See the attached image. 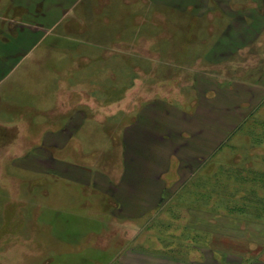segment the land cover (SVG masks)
Returning <instances> with one entry per match:
<instances>
[{"label": "crops", "instance_id": "0c3cea01", "mask_svg": "<svg viewBox=\"0 0 264 264\" xmlns=\"http://www.w3.org/2000/svg\"><path fill=\"white\" fill-rule=\"evenodd\" d=\"M171 2L173 0H12L5 24L12 37L13 33L16 34L13 38L17 42L13 45L30 43L20 51L24 58L31 55L41 40L60 27L73 34L69 36L71 39L77 31L86 29L88 23H95L88 5H83L79 15L74 16L75 9L82 4H143L140 6L143 10L145 5L148 7L157 5L155 3L165 5ZM262 2L259 1L255 8H247L237 16L243 28L234 29L230 34H226L228 27L218 30L219 42L213 48L215 53L211 52L217 58L211 64L233 69L234 73L246 72L243 79L236 75L226 77L209 74L194 68L191 59L193 52L188 47H181L180 50L175 46L176 53L172 52L174 55L170 57V54L169 59L166 55L154 54L150 43L141 39L138 32L131 36L133 38L128 37L139 39L140 42H132V49H118L119 52L114 50L115 53L125 55L130 52L156 63L149 70L141 66L131 70L136 76L139 74V77H135L137 83L146 72L150 75L143 77V83H152L158 90L165 84L169 85L168 89L176 87L178 79H183L185 99L188 101L185 100L183 104L171 102L169 97L160 94V90L150 100H146L142 94L136 115L121 129V140L116 144L111 138L107 149L95 150L94 154L97 155L89 157L88 161H83L87 145L76 141L85 129L84 124L90 118V112L84 108L58 114L49 110L54 113V118L47 115L49 123L46 129L37 139L30 141L31 148L19 159L30 172L40 173L41 176L46 173L49 179H66L88 192L85 206L92 209L82 220L88 224L72 228L70 232L75 233L80 241L84 240L83 243H88L90 263L264 264V221L244 220L240 214L218 211L205 204L200 206L198 200H202L201 197H194L184 191L196 172L208 169L213 159H219L225 146L231 142L235 146L238 132L244 130V126L253 120L254 114L264 104V15H260V12L264 13V0ZM68 4L73 6L69 7ZM207 8L210 9L209 6ZM131 15V19L135 17V25H143L148 21L138 10ZM187 20H190L191 26L192 15ZM203 23L209 24L206 21ZM232 25L227 23V26ZM257 25L260 30L255 33L253 27ZM117 38L123 40L121 34H117ZM185 43L190 47L193 42ZM8 50L11 59L13 51ZM104 52L108 55L112 51ZM228 57L233 58L232 62ZM73 59L86 64L94 57L86 53L80 57L72 56L74 62ZM8 60H0V71L1 67L9 64L6 63ZM161 61L163 68L158 70ZM18 63L19 59L16 63H10L11 68L5 70L8 74L0 78V85ZM172 66L176 68L173 77L171 72L163 71ZM79 67H70L75 73L71 76L77 83L70 89L66 88L71 91L74 105L112 104V93L108 90L122 89L123 92H129L136 86L134 83L123 85L118 81H115L117 85H109L112 78L100 76V73L107 72L106 67L88 74L81 70V65ZM96 90L104 92V97ZM17 128L12 130L19 136L20 129ZM245 135L248 138L252 136L251 132ZM117 147L121 148L122 154H119ZM255 147L253 145L251 149ZM65 150L79 153L82 159L67 161L60 155ZM112 154L116 156L115 165L108 159ZM250 154L254 158L253 162H257V156L252 151ZM172 158L177 163H173ZM100 159L103 163H100ZM242 159H238L236 166L242 164ZM184 169H192L187 180L182 175H175ZM97 207L102 210L93 211ZM50 262L51 259L47 264Z\"/></svg>", "mask_w": 264, "mask_h": 264}, {"label": "rangeland", "instance_id": "374dc122", "mask_svg": "<svg viewBox=\"0 0 264 264\" xmlns=\"http://www.w3.org/2000/svg\"><path fill=\"white\" fill-rule=\"evenodd\" d=\"M11 1L0 0V60L7 61L10 54L8 49L13 51L11 59L6 62L9 64L1 67L0 78L8 74L5 72L11 68L10 63H16L19 59L15 70L0 85V264H47L50 259L49 264H92L89 262L88 243H83L84 240L80 241L75 233L70 232L72 228L88 224L82 221L92 209L85 206L87 205L85 195L88 192L66 179H49L46 173L41 176L40 173L26 170L24 162L19 158L27 154V149L31 146L30 141L37 139L46 129L49 123L47 115L54 118L51 110L58 114L84 108L90 112V118L86 120L85 129L76 143L87 145L85 147L88 150L83 152V161H88L89 157L97 155V153L94 154L95 150H106L111 138L116 144L121 140V129L136 115L142 101V94L146 100H150L154 93L160 90V94L169 97L171 102L185 103L184 91L186 90L183 87V79H178L176 87L168 89L169 85L165 84L158 90L151 85L152 83H143L142 79L146 76V72L137 83L135 77H139V74L136 76L131 70L136 66L149 70L156 63L130 52L125 55L115 53V51L119 52L118 49H132L134 47L132 42H140L139 39H131L135 32L141 35V39L150 43V49L153 48L154 54H163L169 58L170 54H172L170 57H173L176 53L175 46L178 49L188 47L189 51L193 52L191 59L194 68L214 75L245 77L246 72L234 73L233 69L211 64L217 60L211 52L215 53L213 48L219 42L218 30L228 27L226 34H230L234 29L243 28L237 16H240L247 8H255V4L259 1L261 4L263 2L262 0H173L165 5H158L162 3H155L157 5L148 7L145 5L143 10L140 7L143 4H129V6L126 4H111V6L110 4H82L75 9L74 16L79 15L83 5H88L91 8V18L95 23H88L86 29L77 31L71 39L69 36L73 34L64 30V27H60L55 33L41 40L31 55L23 58L20 51L28 47L30 43L24 42V46L22 43H19L21 46L18 43L13 45L17 42L13 38L16 34L13 33L12 37V33L8 31L5 24L9 16L8 12L11 11ZM191 5L192 8H190ZM137 10L148 20L143 25H135V17L131 19V13ZM191 15L193 24L190 26V20L187 19ZM260 15L262 17L264 13L260 12ZM108 19L109 23H107ZM205 21L209 24H204ZM227 23H233V25L227 26ZM259 27V25L254 26L253 32L257 33L260 30ZM117 34H121L123 40L118 39ZM128 37L131 38L127 39ZM185 41L193 43L189 47V45L186 46ZM105 50L112 52L105 55ZM86 53L93 55L92 62L85 64L81 60L73 59L74 62L71 60L72 56L80 57L81 54ZM227 59L230 62L233 60L230 57ZM241 59L244 60V58ZM161 63L162 61L159 65L157 64L158 70L163 68ZM80 65L85 74L106 67L107 72L100 73V76L112 78L109 85H117L115 81H118L123 85L134 83L136 86L129 92H123L122 89H106L112 93L110 97L112 104L74 105L71 91L66 88L77 83L71 76L75 73H72L70 67L78 68ZM175 69L172 66L163 71L171 72L173 77ZM87 84L91 83L87 82ZM96 91L99 92L98 94L104 93L101 90ZM121 91L124 94L120 99ZM58 101H63L65 104ZM261 107L259 112L254 114V121H264V104ZM253 120L249 123L253 124ZM252 126L250 130L255 143L245 137L248 131L245 128L238 132L235 146L233 142L225 146L218 156L219 159L215 162L211 161L212 165H209L207 170L196 172L184 191L194 197H201L202 200H198L200 206L205 204L218 211L240 214L244 220L264 221V169L259 167L260 163H258L264 160V143L262 142L264 127L261 123H257L255 128ZM14 127L20 129L19 136L12 130ZM13 133L15 140L12 139ZM260 135L263 137L262 143H260ZM253 144L257 146L251 149ZM74 147L77 148V145ZM70 151L60 152V155L70 162L82 159L81 155L78 156L79 153L73 154ZM118 151L122 154L121 148H118ZM250 151L257 156V162L252 161L249 174L248 172L242 174L238 169L223 167L235 152L245 158V163L250 162ZM108 159L114 165L116 164L114 154ZM186 160L189 159L186 158ZM172 162L177 163V160L172 158ZM100 163H103V160ZM191 171L192 169H184L181 173L176 171L178 174L175 175L177 177L182 175L187 180ZM240 204L245 205L246 212L236 211ZM63 209L70 211H63ZM101 210V207H97L93 211Z\"/></svg>", "mask_w": 264, "mask_h": 264}, {"label": "trees", "instance_id": "16d2710c", "mask_svg": "<svg viewBox=\"0 0 264 264\" xmlns=\"http://www.w3.org/2000/svg\"><path fill=\"white\" fill-rule=\"evenodd\" d=\"M252 123V122H251ZM257 123H261V125L264 127V121L262 120V121H254V123L253 124H250V123H247V126L246 127H244L245 128V130H248V131H246V132H251V126H252V128H255V127H257ZM249 125V126H248ZM251 125V126H250ZM247 128V129H246ZM10 130V129H9ZM262 130H264V129H262ZM251 134L253 135V133L251 132ZM263 135H264V132L262 133ZM262 135H260V143H264V141L262 140L263 139V137H261ZM13 137H14V133H13ZM251 138V142H253V143H255L254 141H255V139H254V137L252 138V136H250ZM261 140H262V142H261ZM254 146H257V144H253ZM241 157V155H238V153H235L232 157H231V159H230V161H226V164L223 166L224 168H227V169H229V168H231V169H234V170H240V173H242V174H246L247 172V174H249V171L251 170V162L252 161H254L253 159L254 158H250V162H248V163H245L246 161L244 160L245 158L243 157V159H242V164L240 163V166L238 167V166H236V163H237V161H238V159ZM248 159V158H247ZM257 159V158H256ZM212 160V159H211ZM216 160V159H215ZM215 160L213 159L212 161L213 162H215ZM261 164H260V166L259 167H262L263 169H264V163H263V161H259ZM209 165H212L211 163L209 164ZM209 168V167H208ZM207 170V169H206ZM200 172V171H199ZM195 175V174H194ZM237 175V174H236ZM242 183H244V182H242ZM244 185H246V184H244ZM232 208H236V207H232ZM239 209H240V211H239V209H237L236 211H238V212H240V213H244V212H246V208H245V205L244 204H240V207H238ZM227 213H228V211H227Z\"/></svg>", "mask_w": 264, "mask_h": 264}]
</instances>
